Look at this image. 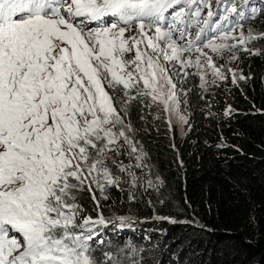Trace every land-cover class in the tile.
<instances>
[{
    "label": "snow or ice",
    "instance_id": "snow-or-ice-1",
    "mask_svg": "<svg viewBox=\"0 0 264 264\" xmlns=\"http://www.w3.org/2000/svg\"><path fill=\"white\" fill-rule=\"evenodd\" d=\"M197 3L0 0V264H103L92 255L91 229L87 235L84 231V225L103 223V218L77 224V193L86 184L103 190L102 180L114 182L106 164L109 152L123 145L130 154L141 151L126 131L130 126L121 111L126 101L118 104L113 91L122 86L127 96V90L142 84L138 94L172 111L178 103L176 85L163 60L198 71L207 65L227 78L203 51L219 52L227 45L197 46L188 40L184 46L174 38V32L186 35L177 26L189 23L186 16L199 22L201 8L181 6L173 24L161 25L170 9ZM109 16L125 26L85 27V20ZM145 18L152 22L147 30ZM133 20L139 21L138 35L126 37ZM193 48L203 63L200 55L185 57Z\"/></svg>",
    "mask_w": 264,
    "mask_h": 264
},
{
    "label": "trees",
    "instance_id": "trees-1",
    "mask_svg": "<svg viewBox=\"0 0 264 264\" xmlns=\"http://www.w3.org/2000/svg\"><path fill=\"white\" fill-rule=\"evenodd\" d=\"M210 1L216 14L233 3ZM239 9L215 28L216 14L198 23L186 16L189 23L177 25L186 33L184 46L188 40L202 46L234 24L258 32L254 42L261 52L247 58L246 81L232 91L228 114L195 110L193 129L180 138L164 117H155L139 87L127 96L122 86L113 91L118 104L126 101L121 111L133 127L144 168L124 170L117 181L135 198L130 216L123 208L119 217L102 213L91 203L92 192H78L84 195L83 218L104 221L84 225L86 235L91 229L96 258L108 253L119 259L134 255V264H264V0H248ZM168 19L173 24V15Z\"/></svg>",
    "mask_w": 264,
    "mask_h": 264
},
{
    "label": "rangeland",
    "instance_id": "rangeland-1",
    "mask_svg": "<svg viewBox=\"0 0 264 264\" xmlns=\"http://www.w3.org/2000/svg\"><path fill=\"white\" fill-rule=\"evenodd\" d=\"M236 3V5H235ZM245 0H233V3H229L227 6H223L219 12L216 14V8L212 6V1L210 0H198V3L191 5V8L201 6V16L207 15L209 11L213 13L210 19L216 14L217 17L213 20L211 26L215 28L219 23L229 21L234 13L231 11L233 6L238 7V11L241 12L239 8L244 5ZM181 6L187 7L189 5H178L174 9H170L165 13L166 22L162 21L161 25L163 28L167 29L170 25L168 22L171 15L175 11H178ZM192 18V17H189ZM112 22L121 23V26H125L117 17H105L101 21H87L85 20L86 28H100L104 27ZM151 20L145 18L146 30L147 25L151 24ZM139 21L133 20L126 27L129 29L125 33V36H137L139 32ZM221 25V24H220ZM219 25V26H220ZM206 26V24H205ZM204 26V27H205ZM218 26V27H219ZM217 27V28H218ZM216 28V29H217ZM148 34L154 35V28L149 31ZM226 34V35H225ZM258 32L255 29L246 28L243 24H234L230 29L221 32L218 35H214L208 39L204 44L212 41L217 45H227L228 47L222 48L219 52H212L209 48H203L204 52L212 56L214 63L221 72L226 76V79H221L217 77L213 70L205 65L204 68L199 71L195 67L184 68L179 61H168L163 60L162 62L166 66L168 72L167 74L171 76L172 83L176 85L175 94L177 98V106L174 110H165L162 103L154 101L151 96L147 95L152 105L155 107V117H164L168 124L176 131V135L180 138H185L189 132L193 129L194 124V113L195 110H199L201 114L208 116H215V114H228L231 111V93L235 88L240 87L246 81V76L248 74L247 69V58L251 55L258 54L261 52V48L257 46L254 42L255 38L258 36ZM241 36L244 37L243 43L240 42ZM249 37H251L249 39ZM174 38L177 39L179 44H183L184 38L179 37L178 32H174ZM187 46V45H185ZM143 48V45H141ZM134 55V53L129 54V58ZM200 53H186L185 57H190L195 60ZM202 63L204 62V57L200 55ZM233 73L235 74V80L233 79ZM203 76V79L201 78ZM243 77V78H241ZM137 87L143 89V85L140 84ZM125 124L130 126V129H126L128 134L134 139L133 127L125 119ZM136 142V141H135ZM123 144V142L121 141ZM141 154L140 152L135 154H130V149L128 145H123L116 152H109L106 164L114 176V182L109 184L101 181L103 185V190L96 184H92L91 190L88 185H84L81 190H88L92 192L89 197H95L91 203L94 202V206L103 213H111L116 217H119L117 212L124 209L125 215L130 216L134 211V200L131 197V193L128 191L127 185H117V181L121 178L124 170L135 171L136 173H141L144 168V161L137 160L136 155ZM140 166L137 167L136 165ZM125 189H120V188ZM84 197L81 193H77V202L81 206V211L77 217V224H84L85 218H83V206L80 200ZM78 230V229H77ZM79 231V230H78ZM93 255V254H92ZM94 256V255H93ZM111 259L103 255L100 258H96L97 261L103 262V264H134V255H128L123 259H119L117 256L110 254Z\"/></svg>",
    "mask_w": 264,
    "mask_h": 264
}]
</instances>
